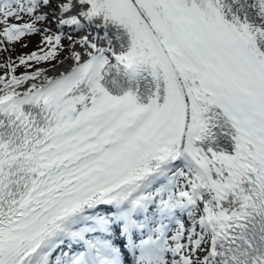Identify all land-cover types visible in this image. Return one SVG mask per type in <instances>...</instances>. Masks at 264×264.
Listing matches in <instances>:
<instances>
[{
	"label": "snow or ice",
	"instance_id": "6c2138e0",
	"mask_svg": "<svg viewBox=\"0 0 264 264\" xmlns=\"http://www.w3.org/2000/svg\"><path fill=\"white\" fill-rule=\"evenodd\" d=\"M0 54V264H264V0H0Z\"/></svg>",
	"mask_w": 264,
	"mask_h": 264
},
{
	"label": "rangeland",
	"instance_id": "374dc122",
	"mask_svg": "<svg viewBox=\"0 0 264 264\" xmlns=\"http://www.w3.org/2000/svg\"><path fill=\"white\" fill-rule=\"evenodd\" d=\"M39 42V37H32L26 39L23 43H27V47H23L22 44H17L15 47V51L11 53L12 57L15 59L17 56L22 55V54H28L32 51L36 50V45ZM5 59L3 54H0V62H3ZM44 66V65H42ZM25 69L23 67H20L17 69V75L19 73L23 74ZM3 74V71L0 70V75Z\"/></svg>",
	"mask_w": 264,
	"mask_h": 264
},
{
	"label": "bare ground",
	"instance_id": "6f19581e",
	"mask_svg": "<svg viewBox=\"0 0 264 264\" xmlns=\"http://www.w3.org/2000/svg\"><path fill=\"white\" fill-rule=\"evenodd\" d=\"M65 66H67V65H65Z\"/></svg>",
	"mask_w": 264,
	"mask_h": 264
}]
</instances>
